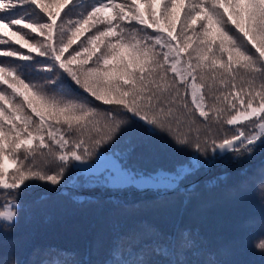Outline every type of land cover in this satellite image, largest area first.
Segmentation results:
<instances>
[{
  "label": "snow or ice",
  "instance_id": "snow-or-ice-1",
  "mask_svg": "<svg viewBox=\"0 0 264 264\" xmlns=\"http://www.w3.org/2000/svg\"><path fill=\"white\" fill-rule=\"evenodd\" d=\"M0 58H12L0 60L6 221L23 189L58 187L72 166L103 158L113 175L140 181L200 165L146 174L127 163L142 138L164 135L200 158L264 148V0H0ZM13 60L54 75L26 83ZM178 239L193 245L190 234Z\"/></svg>",
  "mask_w": 264,
  "mask_h": 264
},
{
  "label": "trees",
  "instance_id": "trees-1",
  "mask_svg": "<svg viewBox=\"0 0 264 264\" xmlns=\"http://www.w3.org/2000/svg\"><path fill=\"white\" fill-rule=\"evenodd\" d=\"M9 66L26 83L44 84L54 75L39 63L13 60ZM126 147L121 140L112 151ZM190 154L164 135L151 136L136 143L127 163L146 174L170 171ZM210 157L205 163L208 157H197L199 167L166 189L82 182L75 166L58 187L23 189L14 221L0 224V264H264V148L237 159L231 153ZM7 199L0 190V206ZM132 233L137 238L127 244ZM180 233L191 235L190 248Z\"/></svg>",
  "mask_w": 264,
  "mask_h": 264
},
{
  "label": "rangeland",
  "instance_id": "rangeland-1",
  "mask_svg": "<svg viewBox=\"0 0 264 264\" xmlns=\"http://www.w3.org/2000/svg\"><path fill=\"white\" fill-rule=\"evenodd\" d=\"M219 154V153H217ZM192 153L189 156V159L191 158L193 161L199 160L197 157H191ZM211 157H208L205 159L204 163L207 162ZM188 159V160H189ZM187 160V161H188ZM186 161V162H187ZM184 162V163H186ZM181 163V164H184ZM179 164V165H181ZM78 172L81 173L82 178L80 181L87 182V183H104L108 185L109 187L113 188H144V187H157L159 189H166L170 188L174 184H176L181 177V174L184 171H187V168H180L178 169L179 174L178 175H171L166 172H160L157 175L151 176L147 180H140V181H133L128 176L122 175V174H115L113 175L111 172V167L105 161L103 158L96 162L95 165L91 167H76ZM171 171V170H170ZM154 172V171H153ZM153 172H149L147 174H151ZM137 180L140 179V177H136ZM11 199H7L4 204H1L0 211H5V205L7 202ZM11 221H6L3 218H0V224L1 223H10Z\"/></svg>",
  "mask_w": 264,
  "mask_h": 264
}]
</instances>
